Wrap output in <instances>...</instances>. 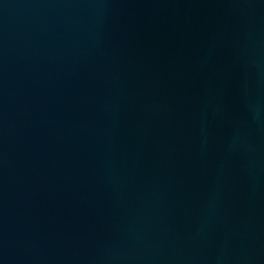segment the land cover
<instances>
[{"label": "water", "instance_id": "1", "mask_svg": "<svg viewBox=\"0 0 264 264\" xmlns=\"http://www.w3.org/2000/svg\"><path fill=\"white\" fill-rule=\"evenodd\" d=\"M0 264H264V0H0Z\"/></svg>", "mask_w": 264, "mask_h": 264}]
</instances>
